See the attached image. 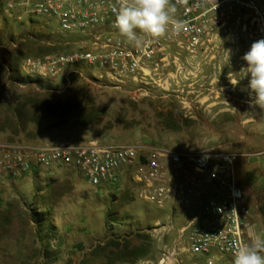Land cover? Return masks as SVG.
Masks as SVG:
<instances>
[{
	"label": "rangeland",
	"instance_id": "obj_1",
	"mask_svg": "<svg viewBox=\"0 0 264 264\" xmlns=\"http://www.w3.org/2000/svg\"><path fill=\"white\" fill-rule=\"evenodd\" d=\"M25 0H0V146L83 145L158 149L185 160L207 151L236 156V179L252 211L246 187L250 159L264 164V111L253 110L248 82L237 86L229 73L247 67L243 56L262 40L249 38L232 22L218 40L196 55L175 44L158 52L137 81L111 82L85 63L57 64L44 74L42 62L58 55L95 50V33L64 32L56 21L31 16ZM264 5V0H259ZM99 30L97 36H105ZM229 55V59H228ZM39 66V67H38ZM66 94L93 104L99 125L61 105L55 117L33 110L42 95ZM70 104H73L72 102ZM0 152V264H203L206 257L185 248L180 228L196 207L169 203L159 208L142 200L132 184L93 187L77 171L50 169L19 173ZM247 197V198H246ZM129 242V262L108 253L107 243ZM173 250L178 255L169 257ZM143 255V256H142ZM167 257H169L167 259ZM127 258V259H128ZM198 260H196V259ZM216 264H231L222 257Z\"/></svg>",
	"mask_w": 264,
	"mask_h": 264
},
{
	"label": "built area",
	"instance_id": "obj_2",
	"mask_svg": "<svg viewBox=\"0 0 264 264\" xmlns=\"http://www.w3.org/2000/svg\"><path fill=\"white\" fill-rule=\"evenodd\" d=\"M176 18L183 22L178 35L169 32L159 39L145 37L137 48L113 26L115 0H25L31 16L56 21L64 32L95 33L96 49L65 53L42 62L44 74H56L57 64L85 63L104 71L115 84L137 81L148 64L156 71L158 52L165 44L196 55L232 22L242 23L249 38L264 39V5L259 0H171ZM104 30L105 36H97ZM39 67V66H38ZM0 152L9 167L29 174L40 170L79 172L93 187L139 189V197L156 207L179 203L196 207L180 228L185 248L179 252L203 256V264H216L228 257L234 264L233 245L247 242L245 227L250 210L236 179V156L226 151L199 152L187 159L158 149L106 146L91 141L83 145H3ZM173 250L169 257L178 255ZM167 257V259L169 258Z\"/></svg>",
	"mask_w": 264,
	"mask_h": 264
},
{
	"label": "clouds",
	"instance_id": "obj_3",
	"mask_svg": "<svg viewBox=\"0 0 264 264\" xmlns=\"http://www.w3.org/2000/svg\"><path fill=\"white\" fill-rule=\"evenodd\" d=\"M112 12L115 14L113 26L137 48L146 43L145 37L159 39L169 32L178 35L183 26L176 18L177 8L171 0H115ZM242 58L247 67L241 68L239 74L230 72L229 81L237 86L241 79L250 77L248 89L254 94L250 107L264 111V39L254 42ZM233 255L234 264H264V236L234 243Z\"/></svg>",
	"mask_w": 264,
	"mask_h": 264
},
{
	"label": "trees",
	"instance_id": "obj_4",
	"mask_svg": "<svg viewBox=\"0 0 264 264\" xmlns=\"http://www.w3.org/2000/svg\"><path fill=\"white\" fill-rule=\"evenodd\" d=\"M42 105L38 108H35L34 113H39L43 117L52 116L55 117L56 110L61 107V105L68 104L69 107L73 106V113L72 117L77 116V114L80 112L84 118H87L83 121H76L77 125L82 126H92V125H99L100 120L96 119L98 116V113L101 112L96 109V107L91 104H82V102L77 101L76 99L72 98L69 99L66 94H61L60 96L55 94L54 92L44 93L42 95ZM73 104H70V103ZM118 188V187H113ZM108 246V253L110 256L115 255L117 257V260H120L121 262H129L128 256L132 254V251L129 250V242L125 241L123 245L116 240H110L107 243ZM143 256V255H142ZM128 258V259H127Z\"/></svg>",
	"mask_w": 264,
	"mask_h": 264
},
{
	"label": "crops",
	"instance_id": "obj_5",
	"mask_svg": "<svg viewBox=\"0 0 264 264\" xmlns=\"http://www.w3.org/2000/svg\"><path fill=\"white\" fill-rule=\"evenodd\" d=\"M248 162L245 172L246 189L249 193L247 197L251 195L255 203L245 227L247 242L256 236H264V164L258 159H250Z\"/></svg>",
	"mask_w": 264,
	"mask_h": 264
}]
</instances>
